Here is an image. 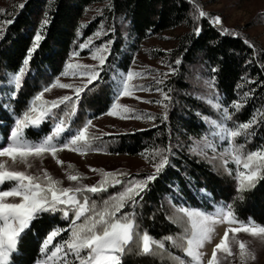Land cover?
Returning <instances> with one entry per match:
<instances>
[{"label": "trees", "instance_id": "16d2710c", "mask_svg": "<svg viewBox=\"0 0 264 264\" xmlns=\"http://www.w3.org/2000/svg\"><path fill=\"white\" fill-rule=\"evenodd\" d=\"M1 1L0 80L4 83L0 89L11 90L7 78L23 65L38 32L43 39L32 54L29 71L16 98L0 99V105H10L7 110L0 106V145L6 142L14 117L60 76L63 65L74 53L85 56L93 48L112 41L104 65L98 66V78L84 84L87 87L71 119V127L78 129L109 110L116 97L119 72L131 69L147 39L161 38L167 31L182 28L175 34L174 46L167 55L170 65L176 69L163 83L171 97L167 120L161 118L155 126L133 131H90L99 137L93 142L92 150L138 155L146 149L171 144L173 155L169 166L148 184L134 207L126 206L122 210L134 212L140 233L146 230L157 240L183 235L189 226L188 218L180 211L183 207L210 212L224 204L232 205L241 221L252 217L264 225V180L240 198L235 177L227 170L233 164L225 167L223 162L212 160L208 152L201 155L190 151L193 141L212 131L204 117L221 119L216 109L200 101L194 93L190 71L214 80L215 96L219 95L224 106L254 90L246 106L233 115V122H246L256 109L264 110V47L257 40L233 30L221 34L220 27L213 26L206 18L194 21L196 9L189 0H13L6 5ZM45 19L48 23L41 28ZM8 20L12 23H5ZM196 27L201 29L199 35L195 34ZM98 32L103 34L95 35ZM89 38H93L92 42L81 49ZM245 40L254 47H249ZM177 59L181 61L179 65L175 64ZM249 80L255 83H248ZM55 111L57 118L62 117L66 106L61 105ZM233 122H228V126L232 127ZM52 125L50 119L39 129H27L26 136L39 140L51 132ZM236 144H243L245 152L264 145V116L249 130L247 137L237 138ZM142 174L129 176L141 179ZM121 191L123 186L117 185L106 192L88 195L90 200L102 205L104 200ZM71 218V213L68 219L60 212L39 215L22 236L11 264H34L43 256L41 247L47 235L58 227L66 228ZM62 234L68 238L67 232ZM183 243L177 241V244ZM181 260L186 264L189 258L184 256L181 247L171 242H165L163 250L154 248L153 253L142 254L139 241L134 240L122 256V264H180Z\"/></svg>", "mask_w": 264, "mask_h": 264}, {"label": "snow or ice", "instance_id": "6c2138e0", "mask_svg": "<svg viewBox=\"0 0 264 264\" xmlns=\"http://www.w3.org/2000/svg\"><path fill=\"white\" fill-rule=\"evenodd\" d=\"M196 9L193 15L194 21L206 18L213 26L221 29V34H227L230 30L223 28V21L219 15L212 16L205 12L196 3V0H189ZM23 7V5H19ZM5 23H12L11 20ZM48 23L45 19L41 28ZM200 28H195V34L199 35ZM3 29L0 28V32ZM103 33L98 32L99 36ZM43 39L38 32L34 38L32 48L29 50L23 65L7 78V85L10 91L0 89V99H15L21 87L26 73L29 71V62L33 52L36 51ZM89 41L81 45V49L88 47ZM112 41L105 43L102 48L96 49L93 56L99 60L102 67L106 60V54ZM249 47H254L245 40ZM73 55H78L74 53ZM181 61L177 59L176 65ZM79 70V71H77ZM175 68L171 69L174 73ZM215 71V69H213ZM63 75H80L88 78V83L99 76L95 66L68 63ZM143 72L129 70L125 74H120L116 80V102L111 106L110 115H120L125 118L126 113L134 112L127 105L120 104L119 98L122 96H132L137 89L143 90L145 86L133 84L137 77H143ZM167 75V74H165ZM157 84H162L163 80H157ZM4 81L0 80V84ZM248 83H255L249 80ZM214 85V80L211 82ZM210 85V86H211ZM74 88L75 97L62 96L55 100L44 99V94L51 90L45 87L30 102L28 108L20 115L14 117L13 126L3 146H0V158H7L0 161V264H11V257L18 252V245L22 236L30 229L33 221L43 213H62L65 219L72 214L70 223L66 228H56L51 231L42 242L41 253L43 259L37 260L36 264H122V256L126 248L138 240L142 254L153 253L154 248L164 249L165 242H171L173 246L181 247L185 257L189 258V264H221V259L217 253H223L224 258L237 256L239 264H247L249 259H254L255 254L247 247V242L237 239V234L247 233L253 237L264 239V225L256 222L252 217L246 221H241L235 213V209L230 204L218 206L215 211L209 212L205 209L183 208L180 211L188 218L189 226L184 229L183 235L177 237H164L160 240L149 235L145 230L140 233L135 222L134 212H122L126 206L134 207L137 197L146 190L148 184L154 181L157 176L170 164V157L173 155L172 146L169 143L166 147H153L146 149L142 155L151 157L153 161V173L148 174L143 179H136L128 173L115 171L107 172L103 169H92L101 174V180L95 185H85L82 180L86 177L78 171L76 174H67L69 181L77 182L76 187H64L63 181L53 177L46 169L36 174L28 171L32 167L31 161L43 159L46 155L57 158V163L63 165V161L58 159V153L65 149L78 152L82 155L92 150L93 142L99 137L90 133L92 120L78 128L71 127V119L77 111L78 101L81 93L87 87L83 85L76 87L72 84H62L59 80L52 87ZM242 87V86H241ZM148 90H152L149 88ZM163 94L164 99L155 101L163 104L167 109L171 97L163 89L157 88ZM170 91V90H169ZM253 92H245L239 100L232 101L228 106L220 102L219 95L214 99H207V103L212 105L220 115V120H213L204 117L213 131L206 133L200 140L193 141L190 151L196 154H206V149L216 151L217 140L225 142L223 151L219 156L225 165L232 163L235 166L234 177L237 183V192L241 194L256 187L260 180H264V145L259 146L254 151H244L243 144H236L239 137H247L249 130L257 125L260 117L264 116V110L256 109L250 119L246 122H233V115L246 106L247 100L253 96ZM151 102V101H149ZM61 105L66 106V111L62 117H56V109ZM6 110L8 104L0 105ZM232 109L233 111H230ZM148 119L154 120L156 117L148 113ZM143 118V117H138ZM55 120L52 130L39 140H30L26 136L29 128H39L48 120ZM162 119L167 120V111ZM228 122H233L229 127ZM66 133L68 135H66ZM209 137H212L210 139ZM225 157H228L225 159ZM11 161V165L8 161ZM22 163L26 165L25 170H17L14 165ZM69 168L75 166L69 164ZM229 175H233L231 169H227ZM126 177L127 179H121ZM8 183L9 187L3 186ZM123 186V191L110 196L104 200L102 205H97L95 200H90L89 193L96 194L106 192L109 187ZM11 198V199H10ZM227 223L230 227L225 230L223 238L217 243L212 251L210 259L204 261V253L201 251L206 243L211 242L215 234L216 226ZM232 225H238L232 227ZM62 232L68 233V238L52 246V241ZM229 233L232 234L230 239ZM181 240L183 244H177ZM238 247V252L233 253L232 245ZM179 259V258H177ZM180 264H184L181 260Z\"/></svg>", "mask_w": 264, "mask_h": 264}, {"label": "rangeland", "instance_id": "374dc122", "mask_svg": "<svg viewBox=\"0 0 264 264\" xmlns=\"http://www.w3.org/2000/svg\"><path fill=\"white\" fill-rule=\"evenodd\" d=\"M9 2L12 3L14 1H1V3L5 5ZM197 2L205 12L211 14L212 16L219 15L223 21V28L236 31L237 33L249 34L252 38L257 40L262 47H264V0H197ZM182 30V28H179L175 31H167L163 33L161 38L153 37L147 39L143 43L141 50L137 54L136 61L130 70L143 72L145 74L142 78L137 77L132 82L133 84L143 85L145 87L143 90H135L132 96L120 97L118 101L120 104L127 105L135 111L126 113L125 118H122L120 115L108 114L111 109L110 107L105 114L89 119L92 120L93 125L90 127L89 131L102 133H109L111 131H133L136 129L152 127L157 124L158 120L163 117L165 111L168 112L169 102L165 101V103L168 104L167 109H165L163 104L155 103V101H161L164 99L162 92L156 91L155 89L161 88L163 89V92H167L163 83L171 74L172 69V66L169 63V56L167 55L174 46L173 39L175 34ZM92 40L93 38H91V42ZM96 49L98 48H93L92 51H90V53L85 56H81L78 52V55H72L63 65L60 76L52 84L47 86L50 87L51 90L44 94V99L55 100L65 95H75L74 88H61L59 86L52 87V85L55 84L57 80H59V82L62 84H72L76 87H80L88 83V78L86 76L63 75V73L65 72L66 65L68 63L95 66L96 70L98 71V66H100L99 60L93 58L96 53ZM153 52H163L164 54H156V56H154ZM107 56L108 54H106V58ZM127 72H119V75L125 74ZM189 74L190 80H192L191 82L194 93L197 95L200 101L212 107V105L206 102L207 99L215 98L214 85H211L212 81H210L208 77L197 74L194 71H190ZM119 75L117 79H119ZM157 80H163V83L157 84ZM149 88L152 90H148ZM114 102H116V97ZM148 113L153 114L156 118L154 120L148 119L146 115ZM209 118L213 120H219L214 116ZM52 121L53 123L55 122V120ZM213 130L214 129H212V131ZM200 139L201 138H198V140ZM1 142L5 141L1 140ZM219 142L220 143L217 144L218 146L215 152L210 149H206V152L211 155L212 160L222 162L219 153L223 151V145L225 142ZM227 158L228 157H225V159ZM5 159L7 158H0V161ZM58 159L64 162L63 165L58 164L57 158H53L51 155H46L43 159H34L31 161L32 167L28 169V171L36 174L46 169L53 177L63 181L64 187L77 186V182L69 181L67 179V174H76V170L86 177L82 180V183L85 185H95V182L101 180L102 178L99 172L92 171V169H103L107 172L120 171L128 174L143 173L142 176H144L141 179L145 178L146 175L151 174L154 171L151 157L146 158V156L142 154L127 155L109 153L106 151L89 150L87 154L82 155L78 152L65 149L58 153ZM8 163L11 165L12 162L9 160ZM69 164H73L75 168H69ZM228 164L231 165L232 163ZM14 167L17 170H25L26 165L17 163L14 165ZM230 169L233 171L234 175L235 166L231 165ZM8 187V183L3 186L4 189H7ZM218 206L220 205H217L215 209ZM215 209L210 212L215 211ZM235 226L238 225H232V227ZM229 227L230 226L227 223L216 226L213 239L211 242L206 243L201 250L205 254L203 257L205 262L210 259L215 245L223 238L225 230ZM62 235L63 234L61 233V235L57 236L52 241V245L49 246V251L52 250L53 245L66 239L65 237H62ZM229 236L231 239L232 234L229 233ZM236 238L246 241L248 249L255 254V258L249 259L247 264H264V239L253 237L247 233H239L237 234ZM232 250L233 253H237L238 247L233 244ZM217 256L221 259V264H239L237 256H229L224 258L223 253H217ZM40 259H43V256ZM34 264H36V262ZM186 264H189V261Z\"/></svg>", "mask_w": 264, "mask_h": 264}]
</instances>
